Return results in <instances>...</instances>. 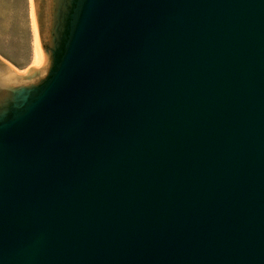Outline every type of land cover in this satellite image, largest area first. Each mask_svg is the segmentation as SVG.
<instances>
[{"label": "water", "instance_id": "95a60500", "mask_svg": "<svg viewBox=\"0 0 264 264\" xmlns=\"http://www.w3.org/2000/svg\"><path fill=\"white\" fill-rule=\"evenodd\" d=\"M0 56V264H264V0H30Z\"/></svg>", "mask_w": 264, "mask_h": 264}, {"label": "rangeland", "instance_id": "374dc122", "mask_svg": "<svg viewBox=\"0 0 264 264\" xmlns=\"http://www.w3.org/2000/svg\"><path fill=\"white\" fill-rule=\"evenodd\" d=\"M31 18L30 0H0V56L19 73L40 56Z\"/></svg>", "mask_w": 264, "mask_h": 264}, {"label": "bare ground", "instance_id": "6f19581e", "mask_svg": "<svg viewBox=\"0 0 264 264\" xmlns=\"http://www.w3.org/2000/svg\"><path fill=\"white\" fill-rule=\"evenodd\" d=\"M31 19H32V18H31ZM38 53H39V52H38ZM39 54H40V53H39ZM40 56H41V55H40ZM40 56H39V57H40ZM35 57H36V60L38 59V60H37V63H40V62H41V61H40L41 58L39 59V57H37V54H36Z\"/></svg>", "mask_w": 264, "mask_h": 264}]
</instances>
